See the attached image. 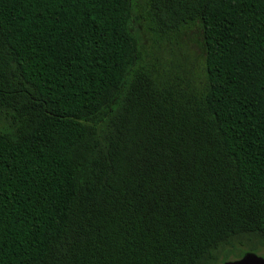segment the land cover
<instances>
[{
  "label": "trees",
  "instance_id": "obj_1",
  "mask_svg": "<svg viewBox=\"0 0 264 264\" xmlns=\"http://www.w3.org/2000/svg\"><path fill=\"white\" fill-rule=\"evenodd\" d=\"M201 78L140 65L131 0H0V264L264 253V0H152Z\"/></svg>",
  "mask_w": 264,
  "mask_h": 264
},
{
  "label": "rangeland",
  "instance_id": "obj_2",
  "mask_svg": "<svg viewBox=\"0 0 264 264\" xmlns=\"http://www.w3.org/2000/svg\"><path fill=\"white\" fill-rule=\"evenodd\" d=\"M152 0H131L129 30L140 51L139 63L144 68L173 70L194 80L201 78L202 49L197 26L186 28L179 37L161 36L150 27L147 9ZM264 256L262 252H256Z\"/></svg>",
  "mask_w": 264,
  "mask_h": 264
},
{
  "label": "water",
  "instance_id": "obj_3",
  "mask_svg": "<svg viewBox=\"0 0 264 264\" xmlns=\"http://www.w3.org/2000/svg\"><path fill=\"white\" fill-rule=\"evenodd\" d=\"M221 264H264V256L252 251H245L235 259H227Z\"/></svg>",
  "mask_w": 264,
  "mask_h": 264
}]
</instances>
